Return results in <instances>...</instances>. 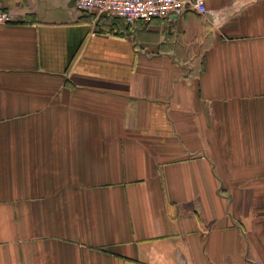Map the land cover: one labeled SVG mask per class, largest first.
Instances as JSON below:
<instances>
[{
	"label": "crops",
	"instance_id": "0c3cea01",
	"mask_svg": "<svg viewBox=\"0 0 264 264\" xmlns=\"http://www.w3.org/2000/svg\"><path fill=\"white\" fill-rule=\"evenodd\" d=\"M76 1L0 0V264L264 262V0Z\"/></svg>",
	"mask_w": 264,
	"mask_h": 264
},
{
	"label": "built area",
	"instance_id": "2783aa9c",
	"mask_svg": "<svg viewBox=\"0 0 264 264\" xmlns=\"http://www.w3.org/2000/svg\"><path fill=\"white\" fill-rule=\"evenodd\" d=\"M76 7L82 12L119 19L127 25L149 23L156 19L176 25L188 10L203 15L207 12L204 0H77ZM14 21L15 13L0 2V25L12 24ZM252 264L264 262L253 261Z\"/></svg>",
	"mask_w": 264,
	"mask_h": 264
}]
</instances>
